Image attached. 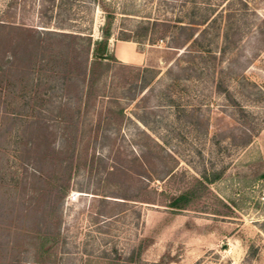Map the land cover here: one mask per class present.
Segmentation results:
<instances>
[{"label": "rangeland", "instance_id": "374dc122", "mask_svg": "<svg viewBox=\"0 0 264 264\" xmlns=\"http://www.w3.org/2000/svg\"><path fill=\"white\" fill-rule=\"evenodd\" d=\"M0 19L25 26L0 31V264H264V0H0ZM44 22L106 34L96 89ZM132 39L142 64L116 59ZM204 173L259 185L249 214Z\"/></svg>", "mask_w": 264, "mask_h": 264}, {"label": "trees", "instance_id": "16d2710c", "mask_svg": "<svg viewBox=\"0 0 264 264\" xmlns=\"http://www.w3.org/2000/svg\"><path fill=\"white\" fill-rule=\"evenodd\" d=\"M148 22L146 23L147 27H145L143 29V33L141 34L142 38H146L147 33H148ZM45 23V30H43L41 33L39 32L38 34V43H42V42H46L48 41V39H46V37L44 36H56V37H60L62 38L61 40H72V44L73 46L78 49L80 51V57L78 58L79 62H80V66H81V70L79 72V74H77V76H75V78H83V80H86L87 83V90L91 91L93 90V88H97L99 83L102 80H105L106 78V73H96L95 72V68L99 67L101 68V70H108L109 67V58L107 55V39H106V34H104V38L98 42H92V37L91 34H86V35H81L79 32L77 33H64V32H57L54 30H50V29H57L56 27H62L61 23L60 24H52L51 22H44ZM156 23L158 22H153L152 25H156ZM194 24H191V28ZM199 26L201 25H206V22L203 21L202 24H198ZM199 26H195L196 28ZM23 27H25L23 24L21 25H17L14 24V22H8V21H4L0 19V31H6V30H11V29H22ZM183 28H185L184 26H180ZM58 29L60 31H64V29ZM199 29V28H197ZM203 32V30L200 31V33ZM195 36V34H191L189 35V40L193 39V37ZM108 38V37H107ZM127 41V40H126ZM128 42H133L138 44H141L142 41L141 40H137V39H132V40H128ZM138 50H140L138 48ZM141 51V50H140ZM77 60V59H75ZM3 62H6L7 64L10 63V59L7 58L4 60V57L2 58ZM76 64V62H75ZM78 65V64H77ZM79 66V65H78ZM68 79H71V76L68 77ZM93 94V93H92ZM96 96H100L95 94ZM143 135L146 136L147 140H149L152 144V148L153 147H158V145L156 144V141L154 138H151L150 135H148L146 132H142ZM172 172H167V175H169ZM221 178V175L219 174H215V175H211V176H206L205 173L201 174V179L199 182V187L206 189V187L208 185H211L213 183H215L216 181H218ZM192 191L190 192H186L185 194H183L182 196H179L177 198H174L173 201L170 204V208H172L174 211L180 210L182 209V207L186 206L189 202V200L192 198Z\"/></svg>", "mask_w": 264, "mask_h": 264}, {"label": "crops", "instance_id": "0c3cea01", "mask_svg": "<svg viewBox=\"0 0 264 264\" xmlns=\"http://www.w3.org/2000/svg\"><path fill=\"white\" fill-rule=\"evenodd\" d=\"M135 45V43L128 41L119 42L114 50L116 59L126 65L142 64L144 61V55L138 50V48L136 49ZM249 159L260 162L258 156L253 153L249 155ZM261 182H264V179ZM258 187L259 185L252 183L248 184V186H244L237 183H223L218 181L210 185V190L225 200L230 206H232L236 213L243 217L242 213H246V215L249 214L252 207V204H246L245 199L249 196L247 192L251 190L257 192Z\"/></svg>", "mask_w": 264, "mask_h": 264}, {"label": "built area", "instance_id": "2783aa9c", "mask_svg": "<svg viewBox=\"0 0 264 264\" xmlns=\"http://www.w3.org/2000/svg\"><path fill=\"white\" fill-rule=\"evenodd\" d=\"M263 192H264V190H263ZM263 198H264V193H263Z\"/></svg>", "mask_w": 264, "mask_h": 264}]
</instances>
